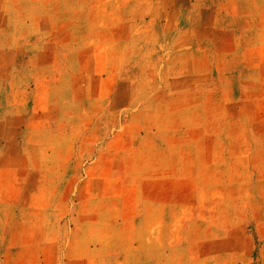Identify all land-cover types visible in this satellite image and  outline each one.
Here are the masks:
<instances>
[{
	"label": "rangeland",
	"instance_id": "obj_1",
	"mask_svg": "<svg viewBox=\"0 0 264 264\" xmlns=\"http://www.w3.org/2000/svg\"><path fill=\"white\" fill-rule=\"evenodd\" d=\"M0 264H264V0H0Z\"/></svg>",
	"mask_w": 264,
	"mask_h": 264
}]
</instances>
